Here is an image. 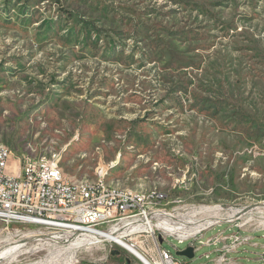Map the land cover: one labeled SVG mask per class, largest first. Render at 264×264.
I'll use <instances>...</instances> for the list:
<instances>
[{
	"label": "rangeland",
	"instance_id": "rangeland-1",
	"mask_svg": "<svg viewBox=\"0 0 264 264\" xmlns=\"http://www.w3.org/2000/svg\"><path fill=\"white\" fill-rule=\"evenodd\" d=\"M0 144L7 174L24 157L55 155L71 179L102 167L111 184L162 191L180 222L260 214L264 0H0ZM227 223L196 238L192 258L175 253L187 240L161 246L212 264L222 242H204L237 231ZM248 234L226 257L262 264L264 229ZM13 245L0 264L120 263L108 245L0 222V252Z\"/></svg>",
	"mask_w": 264,
	"mask_h": 264
},
{
	"label": "built area",
	"instance_id": "built-area-1",
	"mask_svg": "<svg viewBox=\"0 0 264 264\" xmlns=\"http://www.w3.org/2000/svg\"><path fill=\"white\" fill-rule=\"evenodd\" d=\"M9 156L10 150L0 144V222L48 229L51 237L65 239L72 245L90 241L89 245H108L109 251L113 245L123 248L115 239H124L148 261L127 251L132 257L129 264H181L161 246L166 237L171 236L178 242L189 241L187 246L195 253L198 248L193 241L196 238L212 226L227 222L237 231L218 232L204 244L222 242L212 264H237L235 258H227L226 253L249 242L252 238L249 232L264 229V211L256 216L247 215L242 223L230 218L201 224L195 213L185 222L174 220L179 212L166 208L162 191L111 184L105 180L102 167L92 179L67 178L62 175L55 155L18 158L14 174H7ZM214 208L195 211L214 215L217 213ZM252 218L254 221L244 226ZM260 258L264 264V254Z\"/></svg>",
	"mask_w": 264,
	"mask_h": 264
},
{
	"label": "bare ground",
	"instance_id": "bare-ground-1",
	"mask_svg": "<svg viewBox=\"0 0 264 264\" xmlns=\"http://www.w3.org/2000/svg\"><path fill=\"white\" fill-rule=\"evenodd\" d=\"M115 242L116 243H119L126 251L130 252V253H133V254H137L138 256H140L145 262H148L147 259H145L144 257H142L140 255V253L138 252L137 249H135V247H133L129 242H127L126 240L124 239H115ZM90 241H87L86 244H89ZM16 248L15 245L5 249V250H2L0 252V256L2 257V255H6L7 253L11 252L12 250H14Z\"/></svg>",
	"mask_w": 264,
	"mask_h": 264
},
{
	"label": "trees",
	"instance_id": "trees-1",
	"mask_svg": "<svg viewBox=\"0 0 264 264\" xmlns=\"http://www.w3.org/2000/svg\"><path fill=\"white\" fill-rule=\"evenodd\" d=\"M108 256L110 258H117L120 261V263H122V264H129V261L122 259L120 252L115 248H113L109 251Z\"/></svg>",
	"mask_w": 264,
	"mask_h": 264
},
{
	"label": "water",
	"instance_id": "water-1",
	"mask_svg": "<svg viewBox=\"0 0 264 264\" xmlns=\"http://www.w3.org/2000/svg\"><path fill=\"white\" fill-rule=\"evenodd\" d=\"M175 253L177 255H183V256H186L188 258H192L194 256V253H193V249L191 246H187L185 247L184 249H179V250H176Z\"/></svg>",
	"mask_w": 264,
	"mask_h": 264
}]
</instances>
